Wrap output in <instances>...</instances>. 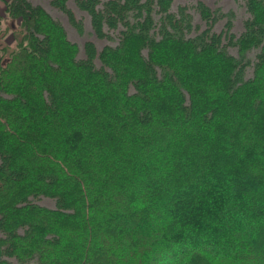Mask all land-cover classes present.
<instances>
[{
  "label": "trees",
  "instance_id": "trees-1",
  "mask_svg": "<svg viewBox=\"0 0 264 264\" xmlns=\"http://www.w3.org/2000/svg\"><path fill=\"white\" fill-rule=\"evenodd\" d=\"M31 1L0 14V264H264V0L239 36L202 1L74 0L118 35L81 59Z\"/></svg>",
  "mask_w": 264,
  "mask_h": 264
},
{
  "label": "rangeland",
  "instance_id": "rangeland-1",
  "mask_svg": "<svg viewBox=\"0 0 264 264\" xmlns=\"http://www.w3.org/2000/svg\"><path fill=\"white\" fill-rule=\"evenodd\" d=\"M104 1L106 0H101V2ZM197 1L204 2L207 6H209L212 9L219 8L224 13L231 10L235 15L232 31L236 36H239V34L242 31L241 24L243 20L247 17L241 2H236L235 0H173L172 9L175 10L180 5L191 6L194 5ZM31 2L34 3V5H41L52 16L53 19H55L56 21H58L63 25V27L66 30L68 40L72 43L77 44L80 49V54L78 55L79 59L83 58L82 47L83 44L86 43L87 41L93 43L98 52L104 46H115L118 42L117 32H109L111 39H98L97 37H95L92 34L91 25L89 23L88 16L85 13L80 12L76 9L74 0H68L67 4L73 10L76 18L82 22L83 24L82 34H79L77 31H75L74 28H72L68 24L66 17L57 10L53 9L46 0H32ZM222 28H223V22H220L215 26L214 30L216 32H220ZM230 52L232 54H235L233 50H230ZM95 63L99 67L98 60H96ZM248 75L249 76L251 75L250 71L248 72ZM34 202L42 207L54 208V201L48 198L41 197L39 199H36ZM8 261L10 264H19L13 259H10ZM29 264H35V263L31 262Z\"/></svg>",
  "mask_w": 264,
  "mask_h": 264
},
{
  "label": "crops",
  "instance_id": "crops-1",
  "mask_svg": "<svg viewBox=\"0 0 264 264\" xmlns=\"http://www.w3.org/2000/svg\"><path fill=\"white\" fill-rule=\"evenodd\" d=\"M3 9H4V4H3L2 0H0V14H2Z\"/></svg>",
  "mask_w": 264,
  "mask_h": 264
}]
</instances>
